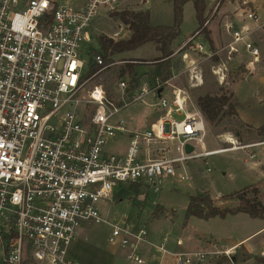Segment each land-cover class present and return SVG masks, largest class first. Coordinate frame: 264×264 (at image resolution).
I'll return each mask as SVG.
<instances>
[{"label":"built area","instance_id":"1","mask_svg":"<svg viewBox=\"0 0 264 264\" xmlns=\"http://www.w3.org/2000/svg\"><path fill=\"white\" fill-rule=\"evenodd\" d=\"M117 3L86 0L77 8L57 0H0V264H80L69 255L71 243L83 224L102 222L112 228L109 244L125 250L133 264H148L142 252L147 246L159 252V264L167 256L174 264H196L210 255L233 254L230 249L171 251L167 239L150 241L144 223L102 214L101 203L113 201L120 188L143 183L164 189L190 179L179 168L208 155L206 120L199 110L186 112L182 88L172 91L173 100L163 93L158 97L155 106L162 115L150 129L131 131L113 117L148 93L158 95L160 85L142 84L139 94H128L122 81V105L110 101L100 85H90L95 75L88 76L91 51L84 48L92 40L90 28L100 7ZM226 29L230 54L242 44L258 57L246 26L228 23ZM94 62L106 66L102 55ZM175 113L184 118L176 120ZM119 134L129 137L127 153H108L106 146ZM229 142V150L256 145ZM249 154L255 157L254 151Z\"/></svg>","mask_w":264,"mask_h":264},{"label":"rangeland","instance_id":"2","mask_svg":"<svg viewBox=\"0 0 264 264\" xmlns=\"http://www.w3.org/2000/svg\"><path fill=\"white\" fill-rule=\"evenodd\" d=\"M205 1L206 9L201 23L197 20L194 2L190 1L184 6L182 33L173 44L174 54L172 59L175 68L172 70L171 78L165 83L166 89L163 96H170L173 100L172 91L176 87L182 88L187 92V108L191 112L195 110L202 112L197 104L199 97L218 95L229 97L224 112L215 120L211 121L202 112L206 120L205 145L208 155L203 158H193L179 168V174L186 172L190 179H177L171 186L167 185L160 190L150 188L148 190L143 187L144 193L147 194L142 200L137 195L121 198L119 193L116 192L113 201L101 203V211L110 220L120 219L122 216L127 215L135 222L144 223L149 232H152L156 237L164 235L172 238L187 237V239L198 237L202 240H208L207 242H215L219 246H228L249 233L262 228L264 218H253L242 213L237 216L230 214L224 218L214 217L210 219L191 216L186 221V210L191 194L207 190L210 194L218 195L220 200L223 195L234 193L254 184L261 188L264 203V177L260 175L255 167H252L253 161H258L260 154H256V157L251 159L248 158L247 151H229L232 144L227 140V138H233L241 146L261 140L260 137L258 138L253 134L250 126L240 122L237 110L236 112L235 110L233 112L227 110L229 105L235 106L237 104L233 94V83L248 77L249 71L246 70L247 74L244 73L240 77H234V71L241 64L235 70H231L232 66L228 65L229 70L224 68L225 66L221 65L223 53L218 51L228 42V36L225 33L228 32L226 24L231 23L235 29L239 28V24L233 23L232 20L235 14L240 11V8H243L242 13L245 18L252 20L255 19V8L253 5L252 7L246 5L250 3L249 0ZM57 2L77 8L85 3H83V0H57ZM125 8L149 10L151 23L154 26H171L174 23V0H118L115 8L107 5L100 7L99 15L94 19L90 28L91 43L85 44L84 47L87 51L98 49L102 52L98 44L99 37L112 38L118 41L130 36L131 32L124 24L110 17L111 11ZM250 13L253 14L252 18L248 17ZM227 20H232V22L227 23ZM248 29L251 41L252 30ZM239 48L242 59L253 57L248 62L250 66L257 62L258 57L255 58L251 55L242 44L239 45ZM160 55L156 44L153 42L135 50L117 54L105 67L97 68L94 74L95 77L89 83L90 85H100L110 101L116 105H122L123 92L120 83L124 81L128 86L126 93L129 94V88H131L137 90L138 92L135 93L139 94L141 85L148 83V80H150L149 71H152V66L158 62ZM242 64L246 66L245 63L242 62ZM134 67L137 69L138 76H141L138 86H131L132 80L129 74L130 68L134 69ZM86 70L88 71V69ZM221 72L225 73L224 81L220 79ZM167 86L171 89V93H169ZM249 86L251 85L247 81L240 82L235 85V89L238 93L245 94ZM131 95L133 94L130 92L129 96ZM157 102V95L152 92L148 93L143 100L130 102L127 106L121 107L112 120L123 119L127 127L133 131L148 129L160 116V112L154 105ZM235 107L237 109V106ZM174 118L180 120L183 115H176ZM112 142V140L109 141V144H112ZM113 146H110L111 149H123L125 141H120ZM249 150L254 151L253 149ZM196 151H201L200 146H196ZM219 203L225 207H234L238 204L236 200L230 199H224ZM158 204L163 205L169 211L166 217L154 218L152 216ZM111 229L110 225L103 222L83 224L77 237L70 245L69 255L80 264H133L127 258L125 250L109 244L108 238ZM250 243L262 246L259 249L261 254L258 256L264 255V233L257 234L250 240ZM203 248L201 251L209 250L206 245ZM246 251V248L242 246L236 249L234 255L242 260ZM217 259L215 256L208 263L215 264L228 261L225 256L220 257L219 260ZM165 261V264H174L171 258H167Z\"/></svg>","mask_w":264,"mask_h":264},{"label":"trees","instance_id":"3","mask_svg":"<svg viewBox=\"0 0 264 264\" xmlns=\"http://www.w3.org/2000/svg\"><path fill=\"white\" fill-rule=\"evenodd\" d=\"M190 1L194 2L197 14L196 17L199 23H201L206 9L205 0H174V23L171 26H154L151 23V14L149 10L125 8L111 11L110 17L124 24L131 34L128 38H122L118 41L112 38L99 37L98 44L102 52L98 51V49H91L90 56L92 61L88 76H93L97 68L102 67L98 65L97 62H94L96 55H102L105 60V65H107V63L112 61L113 56L135 50L147 43L153 42L156 44L161 55L158 58V62L152 66V71H149L151 78L148 80V85L153 88L159 84L160 87L157 88V91L162 90L163 93L166 89L165 83L171 78L172 70L175 68V63L172 59L174 54L173 44L182 33L184 6ZM246 5L252 7L253 4L250 2ZM246 70V66L241 64L234 71V77L237 78L244 73L247 74L248 70L247 72ZM129 75L132 80L131 86H138L141 76H138L135 67L134 69L130 68ZM129 90L132 89L129 88ZM228 101L229 97L226 95L204 96L198 98L197 104L201 108L203 114L213 121L222 115ZM235 106H238V104H235ZM235 106L229 105V109L227 110H231L232 112L235 110L236 112ZM257 134L261 139H264V125L257 129ZM118 193L121 198L130 195H137V197H139L141 194H145L141 186L137 184H131L127 186V188L122 187ZM224 199L236 200L238 204L234 207L222 206L219 200L214 199L207 190L197 194H191L186 210V221L191 216L210 219L214 217L224 218L227 215L238 213H245L253 218H264L263 192L257 184L250 185L228 195H223L220 201ZM168 212L169 211L163 205L158 204L152 216L154 218L166 217ZM250 258H252V255L246 251L242 260H239L236 255H232L231 261L236 264ZM254 258L258 263H264V255L255 256Z\"/></svg>","mask_w":264,"mask_h":264},{"label":"crops","instance_id":"4","mask_svg":"<svg viewBox=\"0 0 264 264\" xmlns=\"http://www.w3.org/2000/svg\"><path fill=\"white\" fill-rule=\"evenodd\" d=\"M249 1L253 4V6L255 8V19H252V20L246 19L242 13L243 8H240V11L235 14V16L232 20H233V23L239 24L240 27L246 26L247 28H250L252 30L251 40L254 42V44L259 49V56H258L257 62H255L252 66H250L248 62L251 61L253 59V57L248 56L249 58H247L245 60L242 59L241 50L239 52H234L231 55L229 54L228 45L230 44V42L232 40V36L228 32H225L228 36V42L225 44L224 47L220 48V50H218V51L223 53V56L221 58L223 62L221 65L225 66L224 68H227L228 70H229L228 66H232L230 69L235 70L240 64H242V62L246 64L247 70L249 71V76L248 77L245 76L246 78L240 79V80L233 83V94H234V97L236 98V101L238 104L236 110H237V114H238V118H239L240 122L244 123L246 125H249L253 131V134H255L259 138V136L257 135V129L264 125V61H263L264 60V0H249ZM84 2H86V0H83V3ZM232 20H227L226 22L227 23L232 22ZM212 39H214V37H212ZM245 53L247 55H249L246 51H245ZM245 81L249 82V84L251 85L248 88L250 91L247 89L248 94L247 93L240 94L235 89V85H237V83L245 82ZM167 88H169V86H167ZM250 92H251V94H250ZM169 93H171L170 88H169ZM157 97H158V95H157ZM186 112H191V111H189L187 108ZM161 115H162V113L160 112L159 118L161 117ZM176 115L180 116L183 114H181V113L180 114H176V113L173 114L174 117ZM183 118H184V115H183ZM182 119H180V120H182ZM157 120H155V122ZM154 123L152 124V126L154 125ZM150 128H148V129H150ZM148 129H145V130H148ZM131 131H133V130H131ZM141 131H143V130H141ZM259 139H261V138H259ZM112 141H113L112 144L110 143V144H108L109 146L108 145L106 146V151L108 153H115V154H126L127 153L129 145H130V140H129V137L127 134H119ZM120 141H125V147L123 149H121V148L111 149L110 146L117 145ZM263 142H264V139L258 140L255 143H253V142L250 143V144H256L254 147L251 148L255 152V157H256V154H258V153L260 154L258 161H253L252 167H255L256 170L260 173V175L262 177H264V149H263L264 143ZM176 145H177L176 142L172 143L174 150L176 149ZM240 150L247 151L246 153L248 154V158H251V156L249 154L251 151L249 149H246V150L240 149ZM229 151H237V150H229ZM254 158H251V159H254ZM263 180H264V178H263ZM137 185H140L141 189L144 187V188L149 190V187H147L143 183H140ZM168 185L171 186L172 183H170ZM211 196L214 199H218V195L211 194ZM144 197H145V194H141L138 198L140 200H142V199H144ZM240 214H242V213H238L235 215L237 216ZM243 214H245V213H243ZM262 233H264V226L262 228H259L255 231L249 233L248 235L238 239L236 242H233L232 244H230L228 246H219L215 242H207L208 240H202L201 238H198V237H197L198 239L197 238L187 239V237L172 238V237H168V235L156 237V235H153L152 232L151 233L149 232V239L153 243H159V242L163 241L164 239H167V247L171 251H176V252L177 251H201V249H204L203 246L206 245L207 249H209L207 251H211V250L224 251L226 249H230L231 252L233 253L232 255H234L236 252V249L243 246L246 248L247 252L252 255V258H250L246 261L238 262L236 264H264V263H258L254 258L255 256H258L259 254H261V253H259V249L262 246H258L257 244L250 243L251 239H253L257 234L261 235ZM178 241H182V244L179 245ZM142 252L144 253V255L146 257L148 264H159V259H160L159 258V252L155 248H153L151 246H147L145 249L142 250ZM215 256L218 258L217 260H219L220 257L225 256V255H223L222 253L210 255V256H208L206 261H204L203 263L209 264L208 261L212 260L213 257H215ZM225 257L228 260L227 262L215 263V264H228V263L234 264L231 261V259H229L227 256H225ZM167 258L168 259L171 258L173 260V258L171 256H167L165 259H167ZM165 259L161 264L166 263ZM211 264H213V263H211Z\"/></svg>","mask_w":264,"mask_h":264},{"label":"water","instance_id":"5","mask_svg":"<svg viewBox=\"0 0 264 264\" xmlns=\"http://www.w3.org/2000/svg\"><path fill=\"white\" fill-rule=\"evenodd\" d=\"M161 94H162V90H160V91L158 92V97H160ZM193 150H194V147H193L192 145H189V144L186 145V152H187V153H191Z\"/></svg>","mask_w":264,"mask_h":264},{"label":"bare ground","instance_id":"6","mask_svg":"<svg viewBox=\"0 0 264 264\" xmlns=\"http://www.w3.org/2000/svg\"><path fill=\"white\" fill-rule=\"evenodd\" d=\"M227 140H232L233 141V139H228V138H227Z\"/></svg>","mask_w":264,"mask_h":264}]
</instances>
